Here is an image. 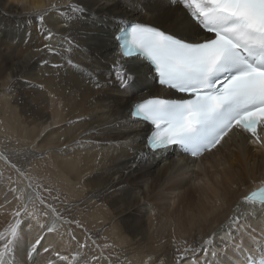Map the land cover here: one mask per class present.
<instances>
[{
    "label": "bare ground",
    "instance_id": "6f19581e",
    "mask_svg": "<svg viewBox=\"0 0 264 264\" xmlns=\"http://www.w3.org/2000/svg\"><path fill=\"white\" fill-rule=\"evenodd\" d=\"M70 2L0 0V138L5 146L2 148L0 143V153L25 173L21 176L0 159V204L11 201L6 205L10 211L17 204L10 188L18 192L23 189L27 197L32 190L26 185L39 183L51 189L50 194L42 191V195H59L58 201L51 202L61 210L63 207L65 216L82 225L65 224L60 229L65 232L63 238L50 240L63 254L79 251L77 241L85 242L86 232L95 241L94 247L100 255L91 244L81 260L100 256L96 264L123 263L122 260H127L126 264H143L152 255L153 264L161 258L165 264H175L173 239L177 244L187 241L195 247L201 238L217 229L241 192L254 187L252 178L264 177V151H257L234 136L219 151L207 153L201 159L191 160L169 149L133 167L135 156L128 150V141L132 139L137 153L146 151L143 143L146 128L115 125L138 100L154 95L168 97L172 93L159 86L146 70L137 71L128 89L111 83L97 90L75 70L65 68L57 74L48 65L41 67L44 60L61 61L46 52L34 51L46 41L40 34V26L34 19L29 20L27 14L36 6L56 3L66 8ZM76 2L85 5L89 13H95L93 19L112 16L123 17L125 21L138 19L182 34L176 28L179 13L168 0H143L144 8L140 11L136 10L140 4L132 0ZM144 9L148 14H143ZM46 24L58 34L53 44L59 41V36L71 32L85 50L75 51L72 59L105 84L110 65L116 59V48L106 40V33L117 25L109 19L106 28H92L91 21L65 28L55 13L46 19ZM81 117L84 119L69 125L68 121ZM46 127L48 131L41 137L39 133ZM93 129L99 134L84 135ZM79 139L90 143L75 151L64 149L65 144ZM26 160L28 168L20 167ZM69 208L70 211L65 210ZM7 211L0 209V228L10 219ZM26 224L22 225L25 242L36 234L35 230L29 232ZM254 226L259 228L260 224L254 222ZM67 229H71L76 240H71ZM90 239L86 237L88 245ZM101 242L123 245L122 256L117 259L114 255L117 261L109 258L105 251L110 249H103ZM245 243L253 248L249 241ZM48 258L56 260V257ZM16 259L17 264H24L22 253ZM37 260L43 261V257Z\"/></svg>",
    "mask_w": 264,
    "mask_h": 264
},
{
    "label": "snow or ice",
    "instance_id": "6c2138e0",
    "mask_svg": "<svg viewBox=\"0 0 264 264\" xmlns=\"http://www.w3.org/2000/svg\"><path fill=\"white\" fill-rule=\"evenodd\" d=\"M132 2L140 4L137 11L144 8L143 0ZM168 4L179 13L176 28L182 34L138 19L125 21L117 16L93 19L95 13H89L88 8L76 0H71L66 8L56 3L36 6L27 16L40 26L46 43L34 51L60 58L59 63L44 60L41 67L48 65L57 70V74L65 68L75 70L97 90L111 83L128 89L137 71L146 70L158 79L162 88L182 94L179 98L160 95L142 98L132 104L127 116L115 125L116 128L121 125L146 128L143 140L146 151L137 153L132 139L128 141V150L135 156L133 167L174 146L199 159L205 153L219 151L234 136L242 138L255 150L264 151V0H168ZM53 13L65 28L89 21L92 28H106L109 19L117 25L106 33V40L116 48V59L110 65L105 84L72 59L75 51L85 50L71 32L52 43L58 34L47 26L46 19ZM143 14H148L146 9ZM83 119L68 123L73 125ZM47 131L46 127L39 135L43 137ZM94 133L99 134L93 129L84 135ZM87 143L90 142L79 139L65 144L64 149H83ZM0 159L10 164L2 153ZM99 160L98 156L97 162ZM10 166L21 176L25 175L16 164ZM251 183L254 187L241 192L230 214L217 229L201 238L197 246L187 241L177 244L173 239L175 264H264V177H253ZM26 188L32 190L27 197L23 189L18 192L10 188L17 201L10 211L6 205L11 201L0 204V209L6 210L10 217L0 228V264H17L16 257L21 253L25 257L24 264H96L100 256L81 260L86 255L83 252L88 247L86 242L77 241L79 251L70 255L54 248L50 240L63 238L65 232L60 231L63 225H82L65 216L64 210L51 202L59 200V195H42V191L50 194V188L31 182ZM65 210L70 211V208ZM25 222L29 232H36L27 242L22 227ZM254 222L260 227H255ZM66 232L71 240H76L71 229ZM246 240L252 244V249L246 245ZM254 249L259 251L258 261L253 259ZM37 257H43V261ZM48 257H56V260ZM154 260L148 255L143 264H153ZM157 264H165V260L161 258Z\"/></svg>",
    "mask_w": 264,
    "mask_h": 264
},
{
    "label": "rangeland",
    "instance_id": "374dc122",
    "mask_svg": "<svg viewBox=\"0 0 264 264\" xmlns=\"http://www.w3.org/2000/svg\"><path fill=\"white\" fill-rule=\"evenodd\" d=\"M0 143H1V146H2V148H4L5 149V146H4V143H3V140L0 138ZM20 167H22V168H28V166H29V161H24L23 163H21L20 165H19ZM9 177H11L10 176V174H9ZM58 201V200H57ZM62 210H64V208L62 207ZM85 233V236H84V241L86 242V237L88 238V239H90L89 238V233H86V232H84ZM93 242V240H91L90 239V244L88 245V247L87 248H85L84 249V253L86 254L87 253V251H89L90 250V245L92 244L93 245V247H94V244L92 243ZM100 245H102V247L103 246H105L106 244L105 243H103V242H101L100 243ZM110 247H109V249H110V252L107 250V248L108 247H103V249H106L107 251H105L106 252V254H107V256L109 257V258H112V259H114V260H116L117 261V259L119 258V257H121L122 256V253H121V248H123V245H115V246H112V245H109ZM100 247V246H99ZM95 248V251L100 255V252H99V250H97L96 249V247H94ZM98 248V247H97ZM113 253V254H112ZM114 255H116L117 256V259H115L114 258ZM88 259V258H87ZM122 262L123 263H118V262H116V264H126L127 263V260H122ZM129 264V263H128Z\"/></svg>",
    "mask_w": 264,
    "mask_h": 264
}]
</instances>
